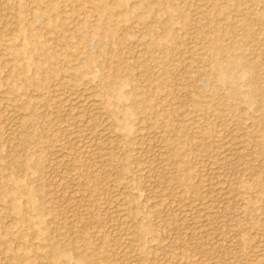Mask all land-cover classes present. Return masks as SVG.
<instances>
[{
    "label": "rangeland",
    "instance_id": "rangeland-1",
    "mask_svg": "<svg viewBox=\"0 0 264 264\" xmlns=\"http://www.w3.org/2000/svg\"><path fill=\"white\" fill-rule=\"evenodd\" d=\"M132 263L264 264V0H0V264Z\"/></svg>",
    "mask_w": 264,
    "mask_h": 264
},
{
    "label": "bare ground",
    "instance_id": "bare-ground-1",
    "mask_svg": "<svg viewBox=\"0 0 264 264\" xmlns=\"http://www.w3.org/2000/svg\"><path fill=\"white\" fill-rule=\"evenodd\" d=\"M3 1H5V0H3ZM123 1H125V0H123ZM120 3H123L122 1H120ZM204 3V2H203ZM225 3V2H224ZM3 4V3H2ZM7 4V3H6ZM96 4V3H95ZM205 5H206V3H204ZM212 5V4H211ZM4 6V5H3ZM7 6V5H6ZM200 6V5H199ZM203 6V5H202ZM201 6V7H202ZM97 7V6H96ZM8 8V7H7ZM34 8V7H33ZM124 9V8H123ZM132 9V8H131ZM134 9H135V7H134ZM209 9V8H208ZM129 10V9H128ZM127 11V10H126ZM223 11V10H222ZM104 13V12H103ZM108 13V12H107ZM8 14V13H7ZM126 14H128V13H126ZM150 14V13H149ZM225 14V13H224ZM5 15H6V13H5ZM4 14H3V16H5ZM103 16H104V14H103ZM129 16V15H128ZM203 16V15H202ZM222 16V15H221ZM105 17V16H104ZM204 17V16H203ZM9 17L7 16V18L6 19H8ZM109 18V17H108ZM236 18V17H235ZM3 19H4V17H3ZM21 19V18H20ZM105 20V19H104ZM21 21H23V19H21ZM201 22V21H200ZM202 23V22H201ZM230 23V22H229ZM233 23V22H232ZM6 25H7V23H6ZM108 25V24H107ZM4 26V25H3ZM8 26V25H7ZM112 26V25H111ZM226 26V25H225ZM24 28V27H23ZM228 28V27H227ZM226 28V29H227ZM232 29V28H231ZM164 30H166V28H164ZM225 30V29H224ZM229 30H230V28H229ZM214 32V31H213ZM223 32V31H222ZM226 32V31H225ZM230 32H231V30H230ZM162 33H163V31H162ZM195 33V32H194ZM227 33V32H226ZM204 34V33H203ZM229 34H231V33H229ZM89 36H90V34H89ZM232 36V35H231ZM33 37V36H32ZM158 37V34H157V36H156V38ZM182 37V36H181ZM84 38H86V37H84ZM87 38H88V35H87ZM154 38V37H153ZM201 38V37H200ZM209 39H210V37H209ZM155 40V39H154ZM153 41V40H152ZM158 41H160V39L158 40L157 39V42ZM210 41V40H209ZM152 43V42H151ZM191 44H192V42H191ZM195 44V43H194ZM153 45V44H152ZM155 46V45H154ZM151 47H153V46H151ZM160 47V46H159ZM148 48V47H147ZM37 49V48H36ZM151 49V48H150ZM148 50V49H147ZM207 50V49H206ZM34 51H35V49H34ZM205 51V50H204ZM208 51V50H207ZM38 53V52H37ZM204 53V52H203ZM206 53V52H205ZM40 54V53H39ZM50 54V53H49ZM216 54H217V52L215 51L214 52V56H216ZM42 55V54H41ZM204 55V54H203ZM212 55V54H211ZM232 55V54H231ZM207 56V55H206ZM230 56V55H229ZM218 57V56H217ZM224 57V56H223ZM219 58H221L222 59V57H219ZM225 58V57H224ZM210 61V60H209ZM214 61V60H213ZM216 61V60H215ZM231 64H233L232 62H235L234 61V58L231 56L230 58H229V60H228ZM162 62V61H161ZM218 62V61H217ZM224 62L225 61H221V62H218L217 64H214V62H213V64L217 67L216 69H218V70H220V71H222V70H224ZM166 63V62H165ZM240 63V62H239ZM212 64V65H213ZM54 65V64H53ZM227 65V64H226ZM186 66V65H185ZM214 66V67H215ZM234 66V65H233ZM213 67V68H214ZM237 67V66H236ZM239 67V66H238ZM238 67H237V69H238ZM253 67H254V65H253ZM253 67H251V68H253ZM250 68V67H249ZM250 70H256V69H250ZM215 71V70H214ZM237 72V71H236ZM255 72V71H254ZM248 73V72H247ZM148 75V74H147ZM252 79H253V77H251ZM255 78V77H254ZM149 79H150V77H149ZM149 79H146V80H149ZM200 79V78H199ZM255 81V80H254ZM87 83V82H86ZM251 83H252V81H251ZM250 84V83H249ZM116 85V84H115ZM254 85V84H253ZM105 87V86H104ZM249 87H251L250 85H249ZM258 87V86H257ZM253 88V87H252ZM256 87L254 86V89H255ZM117 90V89H116ZM257 90V89H256ZM251 92H253V91H251ZM255 92V91H254ZM252 94V93H251ZM235 95V94H234ZM256 94L254 93V95L253 96H255ZM87 96V95H86ZM258 96V95H257ZM260 96V95H259ZM60 97H62V96H60ZM89 97H90V95H89ZM251 97V96H250ZM255 99H257L256 98V96L254 97ZM262 98H263V95H262ZM251 99V98H250ZM75 101V100H74ZM84 102V101H83ZM87 102V101H86ZM89 102V101H88ZM91 103H92V101H91ZM84 104V103H83ZM88 104V103H87ZM86 104V105H87ZM83 106V105H82ZM82 106H81V108H82ZM90 105H88V107H89ZM94 106V105H93ZM93 106H91V107H93ZM203 106V105H202ZM207 106V105H206ZM87 107V106H86ZM90 107V108H91ZM196 107H198V106H196ZM83 109H84V107H83ZM202 109V108H201ZM87 109H84V111H86ZM89 110V109H88ZM96 110V109H95ZM83 111V110H82ZM84 111H83V113H84ZM87 112V111H86ZM90 112H92V111H90ZM15 113V112H14ZM87 114H89L88 112H87ZM97 114V113H96ZM79 115V114H78ZM119 117V116H118ZM84 118V117H83ZM117 118V117H116ZM19 120H20V118H19ZM86 121H88V120H86ZM19 122V121H18ZM81 122V121H80ZM90 122H91V120H90ZM90 122H87V123H90ZM82 123V122H81ZM100 123V122H99ZM95 124V123H94ZM17 125H18V127L20 126V128H21V125H22V123L19 125L18 123H17ZM16 125V126H17ZM110 126V125H109ZM23 127H24V125H23ZM105 128V127H104ZM18 130V129H17ZM14 131V130H13ZM18 137V136H17ZM12 138V137H11ZM10 138V139H11ZM14 140H16V138H13ZM21 139V138H20ZM19 140V139H18ZM22 141V140H21ZM23 141H24V139H23ZM12 143H13V140H12ZM12 143H11V147H12ZM17 143V142H16ZM105 143V142H104ZM109 143V142H108ZM15 144V143H14ZM9 147V146H8ZM13 149V148H12ZM15 150H17V149H15ZM11 151V150H10ZM14 151V150H13ZM80 151V150H79ZM16 156V155H15ZM104 156V155H103ZM165 162V161H164ZM16 165V164H15ZM13 167V166H12ZM18 167V166H17ZM19 168V167H18ZM18 168L16 169L17 171H18ZM15 170V171H16ZM70 172V171H69ZM8 199V198H7ZM10 199V198H9ZM119 206V205H118ZM38 209V208H37ZM127 209V208H126ZM125 215V214H124ZM123 215V216H124ZM123 218V217H122ZM125 218H127V216L125 215ZM85 221V220H84ZM123 221V220H122ZM125 221V220H124ZM128 221V220H127ZM129 222V221H128ZM125 223V222H124ZM118 224V223H117ZM126 224V223H125ZM123 225V224H122ZM122 225L120 226V227H122ZM130 226V224H128V227ZM125 227V226H124ZM126 229H125V233H124V235L122 236V238L121 239H119V240H121V243H122V245L124 246V250L127 252V253H130V250L133 248V247H136L135 246V241H134V239H133V237H132V232H130L131 230H129L127 227H125ZM134 228V227H133ZM120 229V228H119ZM121 230V229H120ZM114 231V230H113ZM118 231V230H117ZM132 231H134V230H132ZM76 232V231H75ZM121 232H123V231H120V233ZM137 232V231H136ZM134 233V232H133ZM136 234V233H135ZM120 234H118V236H119ZM122 235V234H121ZM117 236V235H116ZM135 238V237H134ZM136 240V239H135ZM117 243H119V242H117ZM137 243V242H136ZM137 245V244H136ZM120 246V245H119ZM118 246V247H119ZM122 246V247H123ZM53 248V247H52ZM121 248V247H120ZM118 250H119V248H118ZM134 250V249H133ZM59 251V250H58ZM62 251V250H61ZM123 251V250H122ZM136 251V250H135ZM122 253H124V252H121V254ZM121 254H120V256H121ZM135 255H133V257L135 258V256L137 255V257H138V254H136V252L134 253ZM58 255H60V254H58ZM124 256V255H123ZM122 258V257H121ZM124 258V257H123ZM122 258V259H123ZM126 258H128V257H126ZM129 260V259H128ZM137 260H138V258H137ZM131 263V262H130ZM135 263H136V261H135ZM134 263V264H135ZM133 264V263H132Z\"/></svg>",
    "mask_w": 264,
    "mask_h": 264
}]
</instances>
